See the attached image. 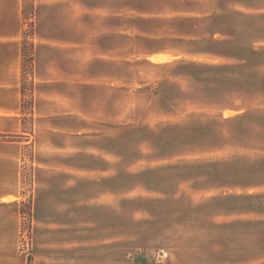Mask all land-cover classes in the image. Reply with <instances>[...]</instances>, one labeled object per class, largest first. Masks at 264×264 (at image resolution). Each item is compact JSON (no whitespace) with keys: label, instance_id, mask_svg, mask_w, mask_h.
Segmentation results:
<instances>
[{"label":"crops","instance_id":"crops-1","mask_svg":"<svg viewBox=\"0 0 264 264\" xmlns=\"http://www.w3.org/2000/svg\"><path fill=\"white\" fill-rule=\"evenodd\" d=\"M118 41L130 47L121 63L174 51L234 80L245 69L264 87V0H0V264H85L86 230L102 260L110 254ZM234 114L226 119L249 115ZM252 177L244 189L221 185V264H264V169ZM242 197L259 198L262 212L237 202L226 215L225 201ZM230 226L234 258L223 256Z\"/></svg>","mask_w":264,"mask_h":264},{"label":"rangeland","instance_id":"rangeland-1","mask_svg":"<svg viewBox=\"0 0 264 264\" xmlns=\"http://www.w3.org/2000/svg\"><path fill=\"white\" fill-rule=\"evenodd\" d=\"M129 49L118 41L116 240L103 261L97 238L86 230L85 264H221V185L244 189L264 169V117H256L264 113V87L245 69L234 80L228 69L183 64L174 51L134 52L152 64L139 57L134 65L121 63ZM234 113L249 115L226 119ZM24 183L28 191V176ZM259 200L227 199L226 215L237 202L261 213ZM22 208L18 251L28 253V202ZM234 230L226 228L230 246L223 256L238 253Z\"/></svg>","mask_w":264,"mask_h":264},{"label":"trees","instance_id":"trees-1","mask_svg":"<svg viewBox=\"0 0 264 264\" xmlns=\"http://www.w3.org/2000/svg\"><path fill=\"white\" fill-rule=\"evenodd\" d=\"M21 214L24 215L23 208L21 209ZM28 214L30 215L29 210H28Z\"/></svg>","mask_w":264,"mask_h":264}]
</instances>
